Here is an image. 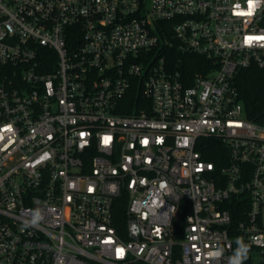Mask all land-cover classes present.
I'll list each match as a JSON object with an SVG mask.
<instances>
[{
	"label": "built area",
	"instance_id": "built-area-1",
	"mask_svg": "<svg viewBox=\"0 0 264 264\" xmlns=\"http://www.w3.org/2000/svg\"><path fill=\"white\" fill-rule=\"evenodd\" d=\"M250 66L264 0H0V264H231L234 233L262 258Z\"/></svg>",
	"mask_w": 264,
	"mask_h": 264
},
{
	"label": "trees",
	"instance_id": "trees-1",
	"mask_svg": "<svg viewBox=\"0 0 264 264\" xmlns=\"http://www.w3.org/2000/svg\"><path fill=\"white\" fill-rule=\"evenodd\" d=\"M164 53L165 56L173 60L181 58L183 67L191 72L203 70L202 66L204 62H206L205 58L200 55L193 53H181L179 50L174 48L168 49L167 47L164 50ZM235 83L239 92V97L245 106L247 116L252 119H258V117L264 114V69L257 66H250L242 69L237 73ZM126 97L130 99V106L121 111H138L140 106H142L141 104L143 99L141 96V88L137 83L132 86ZM216 147L217 146L215 144L214 146L212 145V148L209 150L210 155L208 156V159L216 160V156L220 151L218 149L216 150ZM124 208L125 198L124 195H122L115 202L116 214L122 219ZM234 234L235 241L232 249V258L235 255L237 248L240 246L238 241H242L248 248L247 258L242 261V264H264V254L260 260L255 261L253 258L254 249L243 239L239 238L237 233Z\"/></svg>",
	"mask_w": 264,
	"mask_h": 264
},
{
	"label": "clouds",
	"instance_id": "clouds-1",
	"mask_svg": "<svg viewBox=\"0 0 264 264\" xmlns=\"http://www.w3.org/2000/svg\"><path fill=\"white\" fill-rule=\"evenodd\" d=\"M238 243L240 246L237 248L236 253L232 258L231 264H242V261L247 258V246L244 245L242 241H238ZM213 255H221V250H217Z\"/></svg>",
	"mask_w": 264,
	"mask_h": 264
},
{
	"label": "rangeland",
	"instance_id": "rangeland-1",
	"mask_svg": "<svg viewBox=\"0 0 264 264\" xmlns=\"http://www.w3.org/2000/svg\"><path fill=\"white\" fill-rule=\"evenodd\" d=\"M253 258L255 259V260H260V256H259V253H258V251L257 250H254L253 251Z\"/></svg>",
	"mask_w": 264,
	"mask_h": 264
},
{
	"label": "snow or ice",
	"instance_id": "snow-or-ice-1",
	"mask_svg": "<svg viewBox=\"0 0 264 264\" xmlns=\"http://www.w3.org/2000/svg\"><path fill=\"white\" fill-rule=\"evenodd\" d=\"M107 139H108V138H106L105 142H107ZM118 251H120V250H118Z\"/></svg>",
	"mask_w": 264,
	"mask_h": 264
}]
</instances>
